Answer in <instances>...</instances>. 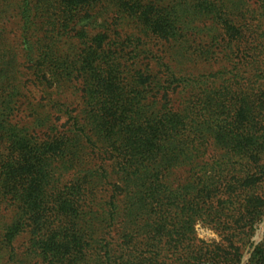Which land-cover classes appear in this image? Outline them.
<instances>
[{
  "label": "rangeland",
  "instance_id": "obj_1",
  "mask_svg": "<svg viewBox=\"0 0 264 264\" xmlns=\"http://www.w3.org/2000/svg\"><path fill=\"white\" fill-rule=\"evenodd\" d=\"M153 2L159 4L153 11L161 16L168 14L163 29L165 34L171 33L165 39L145 37L141 31L139 35L130 17H118L105 10L106 3L103 4L104 27L109 29L101 48L108 60L101 69L105 75L119 77L124 86L141 76L146 102L156 111L167 100L171 109H177L179 103L198 94V88L205 85L217 94L227 86L256 83L255 68L260 65L259 69L264 70V0ZM18 35L14 21L2 41L5 48L18 51L19 63L17 81H5V86L11 83L15 88L11 109L6 108L8 99L0 92V264H184L188 259L175 262L173 258L177 257H172L169 261L172 253L166 248L160 252L152 249L142 217L131 227L125 223L131 217L129 208L134 196L123 178L130 176L119 174L117 165L107 156L93 153L92 146L76 136V129H80L68 131L73 119L82 124L80 120L88 111L87 85L78 77V67L72 69L70 79L51 86L38 83L26 71L30 65L21 61L19 51L24 46ZM64 45L63 53L69 56L70 63L80 55L81 47L74 38L64 40ZM174 79L184 81L179 94L167 89L168 83L175 84ZM187 81L195 83V90L184 86ZM256 84L263 87L261 79ZM128 111L117 114L127 118ZM66 114L73 119L67 120ZM37 118L49 120L54 132L35 125ZM122 129V133H127L124 124L112 126L111 131ZM9 130L35 145L29 155L33 153L38 160L32 168L25 167L28 148L9 147ZM85 132L90 136V132ZM61 139L67 140L73 151L81 150L77 162L49 158V144ZM255 144L259 148V143ZM158 168L161 170L162 166ZM101 173L109 175L107 181L97 177ZM188 176L187 170L179 167L163 177L147 176L144 183L149 188L160 187L162 192L156 198L168 203L167 198L177 196V188L196 181ZM113 185L119 188L117 195L112 191ZM164 189L172 192L167 194ZM260 192L264 196V185ZM112 216L115 221L110 224ZM122 227L127 228L126 233ZM137 227L142 234L131 231ZM189 228L186 244L197 248L227 247L223 234L196 217L191 218ZM88 232L93 234L92 240L83 239ZM168 235L177 239L175 231ZM263 239L264 215L234 264H264L261 260L249 263L254 247Z\"/></svg>",
  "mask_w": 264,
  "mask_h": 264
},
{
  "label": "trees",
  "instance_id": "obj_2",
  "mask_svg": "<svg viewBox=\"0 0 264 264\" xmlns=\"http://www.w3.org/2000/svg\"><path fill=\"white\" fill-rule=\"evenodd\" d=\"M153 1L158 0H137V4L130 3L132 0H0V92L8 99L6 108L11 109L15 88L11 83L5 86V81H17L19 54L5 48L2 41L15 21L18 39L24 46L19 51L21 61L30 65L26 71L30 77L34 75L35 81L51 86L70 79L72 69L78 67V77L87 85L88 111L80 120L82 124L66 114L67 120L73 119L68 131L80 129H76V136L90 144L93 153L107 156L108 161L117 165L119 174L130 176L123 178L134 196L129 208L131 217L125 223L131 227L142 217L152 249L160 252L166 248L172 253L169 261L177 257L173 258L175 262L188 259L184 264L193 260L194 264H234L264 215V196L259 193L264 185V70L257 65L254 75L255 82L261 79L263 87L256 83L235 84L216 94L205 85L175 110L169 100L158 111L149 107L145 87L141 90V76L124 86L119 77L105 75L101 70L108 61L101 48L109 31L104 27L101 8L106 3L105 10L118 17H130L139 35L142 32L145 37L165 39L171 33L165 34L163 29L168 14L161 16L153 11L159 5ZM69 38L76 39L81 47L80 55L70 63L69 56L63 53L64 40ZM181 82L174 79L175 84L168 83L167 89L179 94ZM194 85L187 81L184 86L195 90ZM127 109V118L117 114ZM34 123L49 132L55 130L46 118H37ZM116 124H124L127 133H122L125 129L112 132ZM22 138L14 130L7 132L9 147L28 148L25 167L29 169L38 160L33 153L29 155L36 147ZM255 143H259V148ZM70 146L67 140H54L49 144V158L77 162L81 150L73 151ZM179 167L196 181L177 188V196L167 198L165 203L156 198L161 188H149L144 181L147 176L169 175ZM97 177L107 181L109 175L101 173ZM113 187L117 195L119 188ZM143 190L144 197L140 199ZM110 205L116 211V206ZM113 216L110 224L115 221ZM194 217L223 234L227 247L197 248L186 244L189 223ZM126 229L122 227L121 231L126 233ZM131 231L142 234L139 227ZM172 231L176 233L175 240L168 235ZM92 235L88 232L83 239L92 240ZM258 260L264 261V239L254 247L249 263Z\"/></svg>",
  "mask_w": 264,
  "mask_h": 264
}]
</instances>
